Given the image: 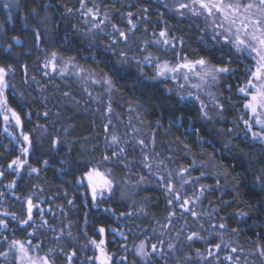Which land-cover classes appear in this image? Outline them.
Returning a JSON list of instances; mask_svg holds the SVG:
<instances>
[{"label":"trees","instance_id":"1","mask_svg":"<svg viewBox=\"0 0 264 264\" xmlns=\"http://www.w3.org/2000/svg\"><path fill=\"white\" fill-rule=\"evenodd\" d=\"M165 29L175 48L155 54L161 61L179 54L221 63L222 45L203 18L181 15L161 0H0V66L11 65L6 97L22 123L17 127L10 113L8 122L0 116V219L8 223L0 229V253H8L0 264H16L13 240L52 264H98L91 241L101 239L111 264H264V186L256 182L264 175V144L246 136L249 113L237 90L252 61L236 57L229 65L233 71L218 83L219 105L204 118L198 102L180 101L175 82L154 79L153 65L144 62ZM121 53L127 63H119ZM105 77L110 88L93 83ZM140 139L151 146L156 174L143 163ZM17 158L27 164L9 168ZM93 167L114 174L111 192L95 201L81 183ZM182 168L192 179L183 187ZM167 172L181 195L172 218L171 196L159 179ZM197 196V206L189 207L198 217L179 208ZM29 199L32 220L23 225ZM192 232L202 239L189 241ZM141 241L144 257L137 255Z\"/></svg>","mask_w":264,"mask_h":264},{"label":"snow or ice","instance_id":"2","mask_svg":"<svg viewBox=\"0 0 264 264\" xmlns=\"http://www.w3.org/2000/svg\"><path fill=\"white\" fill-rule=\"evenodd\" d=\"M9 6V4L4 5L6 8ZM179 9H186L191 12L193 16L206 15L207 18H212V40L222 45L220 49L221 63L212 64L211 61L205 57H199L193 60L189 59L187 56L180 57L179 54H177V62L172 63L170 61H161L158 56H153L150 53L147 57H145L144 62L153 65L155 71V76L153 78L159 80L171 79L173 81H184V83L178 85L177 95L179 96V100H194L198 102L200 105L201 115L204 118H209L208 112L206 111L208 105L205 104L203 99H201L199 93L203 92L206 86L210 87L211 85L218 83L222 74L231 73L233 69L229 65L234 62L236 57L246 56L252 61V65L247 68L246 75L248 78L246 82L243 86H238L237 89L238 92L243 95L245 99L243 106L249 113V119L243 120V123L247 129L246 136L250 134L252 140L264 143V0H189L188 3H180L178 5V10ZM35 11L36 10L33 9V12ZM88 13L91 14L92 9H88ZM180 14L183 15L184 13L181 12ZM102 23L103 21L100 22V24ZM129 23H131V21H129ZM100 24H94L93 27L99 28ZM113 27L119 32L120 37L124 38L126 41V34L123 31L116 29L115 25ZM133 27L135 26L133 25ZM159 37V39L154 41L155 44L165 46L166 48H175V44L173 43L175 38H167L168 33L166 29L160 31ZM14 39L17 43L20 42L19 38L14 37ZM37 40H39L38 32ZM147 43L148 42L145 41V44ZM9 47H11V45ZM52 56L53 61L50 62V64L52 70L55 71L56 65L54 60L56 53H53ZM119 63H127L126 57L123 53H121V61ZM48 66V64L45 65V67ZM9 71H11V65L7 68L0 66V116H3L4 121L8 122L10 119L8 114L10 113L11 119L15 121L16 126L22 127L20 115L14 109L9 107L8 99L5 95V90L9 88V84L7 83L5 77ZM193 80L195 82H193ZM93 83H103L108 85L109 88L112 86V80L110 77H105L103 81L93 80ZM186 87L195 89V92L188 91L186 95L181 94ZM168 91L171 92L172 89H168ZM206 95L215 103V97L211 91H208ZM109 111H111L110 108ZM45 115L47 114L45 113ZM257 126L259 128L258 131L254 130V127ZM5 131H7V128H5ZM20 135L30 146L31 141L29 135L23 131H21ZM111 140L113 144L118 143V137L116 135H113ZM139 143L143 145L144 142L141 140ZM225 147H227V145H225ZM120 151L122 153L124 150L121 149ZM22 152L27 154L29 152V147L23 148ZM113 155L115 156L117 153L114 152ZM108 159H110V157H104V160ZM147 160L148 157L145 156V161ZM45 163L47 162L45 161ZM25 164H27L26 160L17 158L12 161L9 168H12L13 166L22 168ZM163 164L164 162L160 161V165ZM145 167L151 170V164L147 162L145 163ZM31 171L37 172L38 169L32 168ZM185 174L190 176L189 168H182L177 173L182 180L181 187L192 182V179L186 178ZM0 175L3 174L0 173ZM201 175H204V173H201ZM159 179L164 182V186L169 193H175V200L177 202L181 201V195L178 191H176L175 186L172 183V173L167 172L166 177L164 175H160ZM194 179L199 180V177H195ZM85 180L87 182V187L91 189L93 201H95L98 196L103 197L106 191L111 192L113 187V181L109 179L104 172H101L98 167H93L92 169L86 171L83 174L81 183H84ZM256 182L264 186V175L257 176ZM9 187H11V185ZM206 187V185H201L200 192L203 193ZM197 200H199L198 196L195 200L192 198H184L178 206L184 212L190 213L191 216L198 217V213L195 209L189 207V205L194 204ZM27 203L28 217L27 219L20 221L23 225H28L29 221L32 220V209L34 205L30 199ZM168 203L171 205L173 200H169ZM3 215L7 216L9 214L4 213ZM171 215L174 216L175 212H172ZM241 215H243V213H241ZM12 219H16L15 214H12ZM169 223H171L170 220ZM45 225H47V221H45L41 226L43 227ZM219 227L225 228L226 225L220 224ZM7 228V221L0 219V229ZM105 231L104 227H100L98 229V232L101 235H103ZM120 234L123 235V233ZM197 238L202 239V237H199L197 232H192V234L187 237L189 241ZM6 239L7 238L5 237V240ZM91 243L100 252V256L96 258L100 261V264H110L112 257L108 256L105 252V240L101 239L99 243H97L96 240H92ZM161 243L163 242L161 241ZM28 245L31 246V241H28ZM224 246L227 247V245ZM10 247L16 249V251L20 254L22 264H24V261H26L27 264H52V261H50L48 256L34 257L30 255V247H26L21 241L13 240ZM168 247L169 249H172L174 245L169 244ZM214 248L217 250L220 249L221 244H214ZM151 251L156 253L157 246L152 245ZM232 251L235 252L236 249L233 248ZM0 255L6 256L7 253H0ZM72 255H75V253ZM137 255L141 257L148 255L145 251V243L143 241H141L139 247L137 248ZM197 255H202L199 250H197ZM208 255L211 256L213 253L209 251ZM261 255H264V252H261ZM226 259L231 260L232 258L226 257Z\"/></svg>","mask_w":264,"mask_h":264},{"label":"rangeland","instance_id":"3","mask_svg":"<svg viewBox=\"0 0 264 264\" xmlns=\"http://www.w3.org/2000/svg\"><path fill=\"white\" fill-rule=\"evenodd\" d=\"M162 2H163V4L165 5V6H167V7H169L170 9H173V10H175V11H177V12H179V13H181V12H183L184 14H189V15H192L191 14V12H189L188 10H186V9H179L178 10V5L180 4V3H188L189 2V0H161ZM199 17H201V18H203V20L206 22V24L208 25V27L210 28V30L211 31H213V26H212V18H207L206 17V15H201V16H199ZM166 49H169V47H165V46H162V45H157V44H155L154 43V46H153V50H149V52H148V55L151 53L153 56H156L159 52H162L163 50H166ZM156 54V55H155ZM170 62H172V63H176L177 62V60L176 61H170ZM224 74H222L221 76H220V78H219V80H218V83H219V81L221 80V78H222V76H223ZM5 79H6V77H5ZM6 81H7V79H6ZM173 82H175V84L177 85V87H178V85L179 84H181V83H184V81H182V80H180V81H173ZM193 82H195L194 80H193ZM8 83V82H7ZM218 83H216V84H214V85H211L210 87H208V86H206L205 88H204V90H203V92H201V93H199L200 94V96H201V99H203L204 100V102H205V104H207L208 105V107L206 108V110H208V111H213L214 110V108H216V107H218V105H219V93H218ZM188 91H193V92H195V89H191V88H185V90L181 93V94H183V95H186L187 94V92ZM208 91H211L212 93H213V95H214V97H215V103L213 102V100L212 99H210L207 95H206V93L208 92ZM5 95H6V90H5ZM192 101H194V100H192ZM254 130H256V131H258L259 130V128H258V126L257 127H254ZM139 141H141V139L139 140ZM139 141H138V143H139ZM143 141V140H142ZM144 142V141H143ZM140 144V143H139ZM264 144V143H263ZM151 146L149 145V144H146V143H143V145H142V148L141 149H143L142 151H143V157H144V165H145V163L147 162V163H149V164H151V170H149V168H148V170L149 171H152L153 173H157V170H156V166H157V164L156 163H154L155 162V159L153 158V156L150 154V150H151V148H150ZM145 156H147L148 157V160L147 161H145ZM101 171V170H100ZM112 171H113V168H112V170L110 169V167L108 168V171H101V172H104L105 174H106V176L109 178V179H111L112 181H113V176H114V174L112 173ZM159 174V173H158ZM161 175V174H160ZM113 184H114V181H113ZM176 188V187H175ZM112 189H113V187H112ZM106 194L107 193H109V192H105ZM104 193V194H105ZM170 200H173V203L171 204V206H172V211H171V213L172 212H174V210H173V208H174V203L176 204V202L174 201L175 200V193H170ZM193 200H195V198H192ZM197 202H198V200L194 203V204H191V205H194V207H196L197 206ZM191 205H189V206H191ZM171 213H170V216L169 217H174V216H172L171 215ZM26 246V245H25ZM105 248V247H104ZM13 249V252L15 253V259H16V264H22V262H21V259H20V254L16 251V249H14V248H12ZM97 257H99L100 256V252H99V250L97 249ZM105 252H106V249H105ZM106 254H107V252H106ZM7 255H8V253H7ZM30 255H32V256H34V257H43V256H39V255H36V254H32V253H30ZM108 255V254H107ZM97 262H98V264H100V261L97 259ZM24 264H27V262L26 261H24ZM111 264V263H110Z\"/></svg>","mask_w":264,"mask_h":264}]
</instances>
